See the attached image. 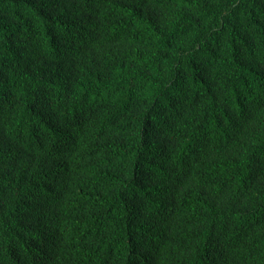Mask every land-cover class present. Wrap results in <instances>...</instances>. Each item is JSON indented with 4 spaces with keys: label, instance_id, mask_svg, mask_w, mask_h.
Segmentation results:
<instances>
[{
    "label": "trees",
    "instance_id": "16d2710c",
    "mask_svg": "<svg viewBox=\"0 0 264 264\" xmlns=\"http://www.w3.org/2000/svg\"><path fill=\"white\" fill-rule=\"evenodd\" d=\"M0 264H264V0H0Z\"/></svg>",
    "mask_w": 264,
    "mask_h": 264
}]
</instances>
